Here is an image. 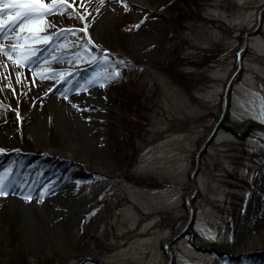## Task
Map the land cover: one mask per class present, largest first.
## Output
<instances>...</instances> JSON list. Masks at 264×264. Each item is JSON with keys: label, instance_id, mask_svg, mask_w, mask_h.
<instances>
[{"label": "rangeland", "instance_id": "374dc122", "mask_svg": "<svg viewBox=\"0 0 264 264\" xmlns=\"http://www.w3.org/2000/svg\"><path fill=\"white\" fill-rule=\"evenodd\" d=\"M66 1L71 25L59 13L30 19L7 41L18 49L6 65L0 58V262L9 258L3 222L14 218L22 264H264V0H198L183 19L174 0H114L98 24ZM118 24L125 52L111 48ZM56 36L64 54L51 75L77 81L66 97L79 121L68 126L33 103L28 78ZM173 52L217 59L184 68L189 91L133 66ZM108 53L127 66L111 68ZM20 152L36 158L21 162ZM18 172L30 199L10 192Z\"/></svg>", "mask_w": 264, "mask_h": 264}, {"label": "bare ground", "instance_id": "6f19581e", "mask_svg": "<svg viewBox=\"0 0 264 264\" xmlns=\"http://www.w3.org/2000/svg\"><path fill=\"white\" fill-rule=\"evenodd\" d=\"M62 0H42L41 3L31 4V3H20L15 5H6L4 8L5 15L0 17V21H2L5 31L0 33V46L3 47V52H0V58L2 62L5 63L6 54H9L11 50H17L18 46L7 42L12 37L16 36L19 30L24 26L23 23L15 31H8L7 26L19 15H22L25 11H34L38 12L40 6H45L47 8H60V10L64 13V8L60 5ZM145 5H148L147 0H142ZM81 3L82 5H79ZM115 2L114 0H67L66 1V9L68 12H76L77 17L83 16V22H87L89 20L93 23H101L108 19L111 10L114 8ZM14 9V11H12ZM63 20L65 21V25H71L73 20L70 19L69 16L62 15ZM60 37V36H59ZM58 36L55 37L53 44L51 47L45 52L42 56V61L38 66L33 67L31 72L28 74L29 84L31 89V94L33 97V103L38 105L40 103L45 105H50L54 108V115L52 116V120L55 121L58 125H66L68 126L72 121H79V118L74 115L73 111L70 109L69 102H72V98H67L68 88L71 84H76L77 81H67L65 77L55 76V73L51 75L52 72L58 71L61 68V63L57 62L62 56L63 51H61L60 46L62 45V38ZM6 53V54H5ZM6 65V63H5ZM50 74V75H48ZM84 80L83 84H87V79L85 74L82 76ZM48 80L51 82L48 83ZM60 80L54 88L59 90V93L56 95H51V86L54 81ZM90 92H93L90 89ZM64 95L65 97H61ZM30 118L34 119L32 116ZM87 121L83 122L81 128L84 127ZM77 129V126H76ZM67 133L68 130H66ZM95 131V126L91 123L84 130L83 133L76 136L75 145H77L78 153L85 154L88 143L92 138V134ZM75 133V132H74ZM18 177L13 184L11 185L10 192L12 194H18L19 196L27 197L31 192V189L27 186V182L23 179L21 173L18 172L16 174ZM34 202L44 207V200L42 194L38 192L34 196ZM24 203V202H23ZM22 206H24L22 204ZM54 220L55 216H51Z\"/></svg>", "mask_w": 264, "mask_h": 264}, {"label": "trees", "instance_id": "16d2710c", "mask_svg": "<svg viewBox=\"0 0 264 264\" xmlns=\"http://www.w3.org/2000/svg\"><path fill=\"white\" fill-rule=\"evenodd\" d=\"M198 0H174L172 9L174 11V18H185L190 15L191 11L194 12L197 9ZM119 24L115 26L114 30V38L111 35L110 40H113L111 44L112 50L119 49L125 52L122 47H124L125 36L124 33L119 31ZM107 62L111 64V68L113 69H122L127 66L128 62H126L125 57L123 55L117 54H107ZM216 56L214 54L208 52H201L198 54H194L192 56L181 55L180 53L173 52L168 55V57L158 60H144L133 62V66H142V67H151L156 68L157 70L164 73L167 77H169L174 83L182 87L184 90L189 91L192 85L193 79L190 77V74L184 70L185 67L188 66H203L212 61H214ZM17 159L21 162H26L30 160H34L36 157L29 153L20 152L17 156ZM132 180L136 184H142V178H134ZM145 181V180H144ZM15 219H8L3 222L5 226V240L6 247L8 248V260L6 262H0V264H22L24 262L23 254H22V245L19 239L18 233L15 229ZM257 261V260H256ZM255 261V262H256ZM259 261V260H258Z\"/></svg>", "mask_w": 264, "mask_h": 264}, {"label": "snow or ice", "instance_id": "6c2138e0", "mask_svg": "<svg viewBox=\"0 0 264 264\" xmlns=\"http://www.w3.org/2000/svg\"><path fill=\"white\" fill-rule=\"evenodd\" d=\"M42 0H0V17H3L5 15L4 8L6 5H15V4H20V3H31V4H38L41 3ZM14 11V9H12ZM63 14V12L60 10V8H47L39 12H34V11H25L22 15L17 16L8 26L7 29L8 31H15L16 28H18L20 25L23 23L27 22L30 19H39L40 17L43 16H52L55 14ZM80 19H84L83 16H80ZM87 25H85L86 30ZM68 31H72L71 29H67ZM5 31V27L0 21V33ZM61 31H64L63 29ZM0 52H3V47L0 46ZM6 54V53H5ZM119 74L118 73H113V77H117ZM2 151V150H0ZM7 193L4 191V185H3V179L0 177V195H6ZM26 199H30V197H26Z\"/></svg>", "mask_w": 264, "mask_h": 264}, {"label": "water", "instance_id": "95a60500", "mask_svg": "<svg viewBox=\"0 0 264 264\" xmlns=\"http://www.w3.org/2000/svg\"><path fill=\"white\" fill-rule=\"evenodd\" d=\"M225 93H226V90H225ZM224 97H225V96H224ZM225 100H226V98H224V108L226 107V104H227ZM212 134H213L212 132H210V133L208 134V136L205 138V141L202 143L200 149H201V148L205 145V143L210 139V137H211ZM195 172H196V170L194 169V170L190 173L189 178H190V181H191V182H193V177H194ZM174 239H175V238H174ZM174 239L168 241V243H171ZM169 254L171 255V251L169 252Z\"/></svg>", "mask_w": 264, "mask_h": 264}]
</instances>
